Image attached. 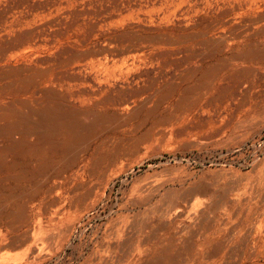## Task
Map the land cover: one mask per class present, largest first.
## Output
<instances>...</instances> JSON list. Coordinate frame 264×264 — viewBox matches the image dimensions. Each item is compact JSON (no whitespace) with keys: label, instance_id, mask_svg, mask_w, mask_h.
<instances>
[{"label":"rangeland","instance_id":"374dc122","mask_svg":"<svg viewBox=\"0 0 264 264\" xmlns=\"http://www.w3.org/2000/svg\"><path fill=\"white\" fill-rule=\"evenodd\" d=\"M0 264H264V0H0Z\"/></svg>","mask_w":264,"mask_h":264},{"label":"bare ground","instance_id":"6f19581e","mask_svg":"<svg viewBox=\"0 0 264 264\" xmlns=\"http://www.w3.org/2000/svg\"><path fill=\"white\" fill-rule=\"evenodd\" d=\"M145 42L146 41H132L131 44L124 50L120 51L121 55L118 58H109L105 56L104 67L107 75L104 76L101 80L98 81L99 85L107 84L109 80L112 81L111 88L109 89V94L113 98H118L121 96H130L134 93L135 90H138L144 86L154 84V77L144 78L139 73L134 74L140 67L141 63L147 62L144 57L145 51ZM111 49L113 47L111 46ZM133 51V53H132ZM142 52V54H140ZM128 53V54H126ZM203 56L201 54H194L191 59L187 60V63H178L174 65L173 75L182 74L183 72H188L191 70L193 64L201 61ZM168 73V72H165ZM169 74L162 75L163 77H168ZM129 241V240H127ZM141 240L138 238L132 239V242H138L140 245H150L154 243V240L146 241L144 238ZM165 246V242L161 241V248ZM156 248V246H155Z\"/></svg>","mask_w":264,"mask_h":264}]
</instances>
